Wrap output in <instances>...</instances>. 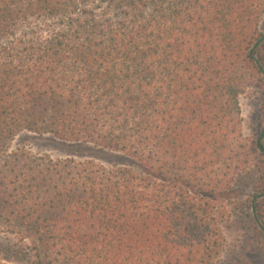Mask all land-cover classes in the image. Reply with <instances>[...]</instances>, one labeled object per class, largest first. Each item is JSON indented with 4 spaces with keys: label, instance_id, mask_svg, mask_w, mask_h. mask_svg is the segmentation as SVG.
Returning a JSON list of instances; mask_svg holds the SVG:
<instances>
[{
    "label": "trees",
    "instance_id": "obj_1",
    "mask_svg": "<svg viewBox=\"0 0 264 264\" xmlns=\"http://www.w3.org/2000/svg\"><path fill=\"white\" fill-rule=\"evenodd\" d=\"M24 133L68 157L11 150ZM235 214L264 258V0H0L9 257L220 264Z\"/></svg>",
    "mask_w": 264,
    "mask_h": 264
},
{
    "label": "rangeland",
    "instance_id": "obj_2",
    "mask_svg": "<svg viewBox=\"0 0 264 264\" xmlns=\"http://www.w3.org/2000/svg\"><path fill=\"white\" fill-rule=\"evenodd\" d=\"M242 109L243 130L246 137H251L254 131V114L259 102L252 95H245L240 99ZM24 147L36 156L50 155L54 159L68 157V148L62 142L56 141L51 136L39 137L24 133L11 147L14 150ZM109 166L108 163L102 162ZM255 173L249 172L243 175L235 184L234 197L246 200L250 196V188L253 184ZM250 223L244 216L235 214L225 225L227 247L220 264H264V258L254 243L249 231ZM16 241L6 233L0 232V258L10 264H27L17 257H9L6 247L13 246Z\"/></svg>",
    "mask_w": 264,
    "mask_h": 264
}]
</instances>
